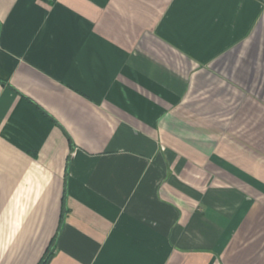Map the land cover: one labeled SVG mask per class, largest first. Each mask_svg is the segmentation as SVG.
Here are the masks:
<instances>
[{"label":"crops","instance_id":"0c3cea01","mask_svg":"<svg viewBox=\"0 0 264 264\" xmlns=\"http://www.w3.org/2000/svg\"><path fill=\"white\" fill-rule=\"evenodd\" d=\"M52 243L264 264V0H0V264Z\"/></svg>","mask_w":264,"mask_h":264},{"label":"trees","instance_id":"16d2710c","mask_svg":"<svg viewBox=\"0 0 264 264\" xmlns=\"http://www.w3.org/2000/svg\"><path fill=\"white\" fill-rule=\"evenodd\" d=\"M63 203H64V202H63ZM64 217H65V211L63 210V212H62V216H61V220H63ZM53 251H54V250H53V243H52V245H50V247L47 249V251H46V253H45L43 259L40 261L39 264H48L50 258H51L52 255H53Z\"/></svg>","mask_w":264,"mask_h":264}]
</instances>
